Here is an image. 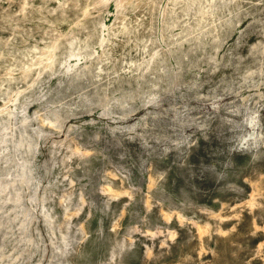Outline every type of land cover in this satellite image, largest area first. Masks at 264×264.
<instances>
[{
  "label": "rangeland",
  "instance_id": "obj_1",
  "mask_svg": "<svg viewBox=\"0 0 264 264\" xmlns=\"http://www.w3.org/2000/svg\"><path fill=\"white\" fill-rule=\"evenodd\" d=\"M0 264H264V0H0Z\"/></svg>",
  "mask_w": 264,
  "mask_h": 264
}]
</instances>
